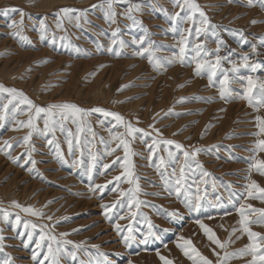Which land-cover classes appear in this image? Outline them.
I'll return each instance as SVG.
<instances>
[{
    "label": "rangeland",
    "instance_id": "obj_1",
    "mask_svg": "<svg viewBox=\"0 0 264 264\" xmlns=\"http://www.w3.org/2000/svg\"><path fill=\"white\" fill-rule=\"evenodd\" d=\"M108 2L0 0V85L22 91L39 107L71 103L85 110L76 122L73 117L60 121L57 114L53 134L43 131L44 114L36 118V130L22 126L34 109L19 100L9 103L11 96L0 93V264H50L44 260L47 248L57 246L51 236L64 248L60 264H164L161 257L172 264H198L200 256L190 249L185 255V241L217 264L225 251L239 253L251 243L241 230V207L252 220L259 213L248 206L264 208L261 194L249 188L253 180L264 187V175L254 167L264 160L257 147L264 139L257 120L264 107L257 110L239 98L247 81L237 79L264 81V6L259 0H252L254 6L248 0H196L209 20L197 35L201 17L196 13L187 20L183 0L180 5L115 0V23L105 18ZM65 8L72 10L67 16ZM184 38L181 63L174 57ZM149 44L150 52L135 54ZM197 44L198 58L213 63L219 48L221 70L211 84L207 68L195 74ZM245 55L259 67L245 68ZM232 62L240 66L238 73L230 71ZM223 70L232 80L228 101L219 95ZM96 108L119 114L141 131L128 135L124 124ZM116 136L129 143L135 183L125 175L126 153ZM197 149L195 156L183 155ZM182 167L178 196L175 180ZM196 203L199 210L192 207ZM201 222L227 243L226 249L209 240ZM250 227L264 235V224ZM251 261V255H237L227 264Z\"/></svg>",
    "mask_w": 264,
    "mask_h": 264
},
{
    "label": "snow or ice",
    "instance_id": "obj_2",
    "mask_svg": "<svg viewBox=\"0 0 264 264\" xmlns=\"http://www.w3.org/2000/svg\"><path fill=\"white\" fill-rule=\"evenodd\" d=\"M114 2H115V0H109L108 5H107V9L105 12V18L107 20H109L111 23L116 22L115 17L117 15V13L115 12V10L113 8ZM259 2L261 3V6H264V0H259ZM176 3H177V5H180V0H176ZM248 3H249V6H254L252 3V0H248ZM182 7H186L189 10V14L185 17L187 20H190V21L193 20L195 14L199 13V16L201 17L200 28L197 30L196 34L200 35L202 32H204V30H205L204 26L209 23V20L206 16L205 12L200 8V5L198 3H196V0H183ZM133 8L136 11L140 10L139 5H134ZM71 11L72 10L68 9V8H65L62 10V12L65 16H67ZM21 15H23V13H21ZM178 17H179V13L175 14V16H173V17H170V19L175 20ZM129 18L134 20V17L129 16ZM77 19H79V17H77ZM20 23L23 24V21L21 20ZM253 23H257V21H253ZM15 25H16V22L13 21V26H15ZM40 28L43 31L45 29V25L43 23H41ZM175 30L176 29L173 28V31H175ZM112 35H113V37H115L117 35V32H113ZM112 43L114 45L119 43L121 48L126 46L125 42L123 40H120V41L113 40ZM133 43L142 44L143 40H140V41L134 40ZM187 43L188 42H187L186 38L181 39L180 44L182 46L179 49V56L174 57L175 60H178L181 63L184 62V57H185V54L187 52ZM109 50H111V49H109ZM150 50H151V44H149V46L144 48L142 51L136 52L135 54L138 56H143L144 53L150 52ZM193 50L196 53V57H194V58H196L195 74L197 76H199V75H201L202 71L205 68H207L209 70L208 79H209V82L211 84L213 82V78L215 77L217 70H221L222 57L218 54L219 48L216 49L217 54L215 55V62L214 63L207 60V59L198 58V57H200L201 45H199V44L195 45ZM116 54L119 55L120 53H116ZM209 54H211V53H206L205 55H209ZM149 58L151 59V56ZM242 60H243V66L245 68H252V70L254 71L257 67H259V65L250 64L249 63V57L247 55L243 56ZM169 62H171V61H169ZM153 63L155 66H159L158 61H153ZM239 70H240V66L236 62H232V68L230 71L233 73H238ZM223 71H224V78L222 81H220L219 95H220L221 99L228 101L232 98L231 89L229 88V85L232 83V80L230 79V77L228 75L229 70H223ZM237 79L241 80V81H243V80L247 81L246 87L244 89V94L239 95V98L242 100H246L250 106L255 104L256 106H258L257 110H259V108H261V107H264V81H257L255 79H253V77H251V76H247V77H239L238 76ZM0 93H8L11 96V100H9V103H12V100H19L21 103L27 104L30 109H34V116L32 118H30L26 124L24 122H20L22 126L28 127L30 129H33V130H36V127H37L35 120H36V118H39L41 116V114L45 115L43 131L44 132H51L54 134V132H55L54 125H55L56 121L53 118L55 116H57V114L59 115L60 121H64V120H67L69 117H73L74 122H76V120H78L80 118V116L85 113V110H83V109L79 108L77 105L71 104V103L52 104L48 108L36 106L22 91H18L15 88H6L3 85H0ZM4 107H5V109H7V105H5ZM93 111L102 112L105 116H113L117 122L124 124L126 126L127 134L130 136L134 135V133H136L138 131H141L140 129H136V128L132 127L131 124H127L124 121V118L117 113L107 112L102 108H96V109H93ZM3 119H4V117L0 116V120H3ZM257 120L259 121V129H260L258 134H264V117H257ZM156 131L159 132L158 129ZM114 139L120 140V144L123 145V147H124V151L126 153L125 175L129 178V183H135V181H133L131 179L133 177L134 173L131 170L132 162H131L129 157L132 155V152H131V149L129 147V143L127 140L120 139L119 136L114 137ZM30 140H31V133H29V135L27 137H25V143H28ZM162 142L164 144H167V145L175 144V147L177 149L183 148V146L181 144H179L173 140H164ZM49 143H51V141H49ZM69 144L71 146V141L69 142ZM257 147L259 148L260 151H264V139L259 140ZM198 152H199V149H197L196 152H193V153H189V152L185 151L183 153V155L185 156V158H187L189 156H195L196 154H198ZM169 155L171 156L172 154L169 153ZM33 163H35V162L33 161ZM163 163H164L163 158H161V164H163ZM105 167H107V165ZM254 167L256 168V170L258 172H260L261 175H264V160L256 161ZM180 173H181V175L175 180V185H176L175 192L178 196L181 193L182 181L184 179L183 167L180 169ZM173 175H175V170L173 171ZM203 175L207 176V175H209V173L204 172ZM117 179H119V177H117ZM165 185H166V187L168 186L167 180H165ZM249 188L251 190H254L255 192H259L261 194V196L259 198L264 199V187H260V185L257 184L256 181L253 180L251 182V184L249 185ZM139 190H140L139 185L137 183L135 191H139ZM254 191H249V193H248L249 196H253ZM135 203L139 204L140 201H135ZM15 207L19 208V207H21V205L19 203H16ZM192 207L194 210H199L200 205H199V203H196L195 205H192ZM248 208L251 209V211L253 213H259L257 219L252 220L249 215L245 214L243 207H241V209H240V211H241L240 224L243 226L241 230L247 234L251 243H249L244 249H241L239 251V253H228L227 251H225L224 258L222 260H219L217 262V264H227V261L230 257L237 256V255L240 257L246 256V255H251L252 256L251 264H264V235H262L258 232L252 231V229L250 227V224H252V223L264 224V208L254 209V208H252L251 205H249ZM23 211L30 213L31 215H42V213H39L32 208H24ZM5 215H7V214H5ZM173 215H175V213H173ZM49 219H51V218H49ZM17 222H19V221H17ZM33 227H35V225H33ZM200 227L208 235L209 240L213 241L221 249L227 248V243H222L216 237V235L212 231V229L207 227L202 222L200 223ZM234 231H235V229H234ZM62 235L67 236L68 234L63 233ZM3 239H4V237L0 236V241H2ZM29 239L31 240V237H29ZM40 239H41V241H43L45 239V236L42 235L40 237ZM49 239H51L57 246L53 247L51 244L48 246L47 255L44 256V260L50 261V264H60L59 256L64 251V248L60 244V242L57 241L55 236H51V237H49ZM129 239H130V237H124L125 242H127ZM230 242L231 241H229L228 243H230ZM64 243L70 244L72 242L71 241H64ZM185 246H187V248L185 250V255H188V249H190L192 252H194L196 254V256H200V261L198 262V264H213V262L211 260L200 255L198 250L192 246L191 241H185L184 245H181L182 248H185ZM40 247H41V244L38 243L37 248H40ZM76 247L79 248L80 245H76ZM36 255H38V254L33 255V259H36ZM217 255H219V254L217 253ZM69 256H71L73 259H75V253H69ZM190 258H192V257H190ZM161 259L164 260V264H172L171 261L166 260L164 257H161ZM6 264H7V262H6ZM81 264H83V261H81Z\"/></svg>",
    "mask_w": 264,
    "mask_h": 264
}]
</instances>
